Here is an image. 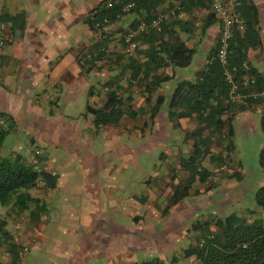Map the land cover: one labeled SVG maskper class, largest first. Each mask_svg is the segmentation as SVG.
<instances>
[{
  "label": "crops",
  "instance_id": "1",
  "mask_svg": "<svg viewBox=\"0 0 264 264\" xmlns=\"http://www.w3.org/2000/svg\"><path fill=\"white\" fill-rule=\"evenodd\" d=\"M103 1L21 0L11 4L3 1L0 4L1 13L13 15L23 11L26 20L25 28L21 32H13L11 24L7 23L8 38L0 55V112L9 113L13 117L14 132L24 130L27 139L25 147L28 149L33 147L28 160L37 161L35 151L38 150L42 168L48 173L50 171L56 173L53 187H39L37 194H32L44 205L40 218L30 220L27 213L16 217L10 216L6 227L8 231H13V240L18 245L33 239L31 246L37 245L34 249L43 254L53 251L54 255L59 251V257L64 260V264H89L90 260L100 258L110 264H142L153 259H159L163 264H180L178 257L172 256L171 260H168L165 255L167 248L179 239L174 236L179 232L175 233V229L169 228L168 233L164 234L169 235L171 240L168 241V237L163 236V238L161 235L159 238L147 219L151 216L154 219L170 216L171 212L178 211V206L184 202L181 200L165 212L174 183L189 176V170L183 160L193 155L196 150L194 145L199 136L192 133L199 124L195 116L181 117L169 114L168 104L178 83L196 78L198 67L206 61L210 47L217 41L220 22L218 20L206 26V14L211 12L210 2L204 0L205 4L201 5V0H189L188 11H182L175 16L178 22L174 27L179 29L181 38L188 40L189 45L195 47V52L199 51L201 57L195 67L177 68L175 78L155 87L146 88L143 81L138 86H128L126 79L131 72L128 65L131 61L132 65L134 62L145 61L148 42L140 37L138 50L128 57L123 52L121 37L144 18L145 12L131 11L109 25L104 32L92 33L85 18ZM176 2L180 3L179 0H163L161 7L156 11L160 8L172 7ZM253 2L258 8L259 24L262 27L264 0H253ZM226 3L233 12V1ZM169 18L171 21L174 16ZM259 36L261 45L255 49L250 48L247 56L253 67L264 72L258 66H264V35L259 32ZM98 42H105L104 54L95 61V65L85 63L83 66L84 61L90 60L91 49ZM114 89L121 98L124 114L115 124L96 126L90 109L103 106L109 97V92ZM159 101L161 104L158 110H155ZM250 110L263 113L261 106H255L252 109L236 110L233 119L242 118L245 114V116L250 115L247 114L252 112ZM80 122L83 123L82 127L78 126ZM171 125H179L183 128L185 135L183 139L175 137L177 140L182 139L186 147H165L160 151L158 157L164 166L155 172L154 180L151 173L146 172L143 181L145 190L141 192V197L135 190L129 192L125 190L127 186L125 181L128 179L122 174L126 166H138L136 158L133 157V161L129 163L127 161L116 163L110 160L96 163L90 154L91 142L85 140L86 133H94L100 129L105 130L104 134L108 138L117 137L119 141L122 134H130L134 131L138 137L149 140L150 148L153 149L155 139L162 142L159 139L167 136ZM202 134H207V130H203ZM119 141L118 145L113 147L120 155L119 159L126 160L127 153L136 154L137 150L133 151L127 146H122L123 143ZM48 145L55 148L64 146L68 154L72 153L70 149L75 148L74 151L82 155L83 160L80 163L84 172L83 194L75 192L72 198L85 201L93 207V211L88 214L87 222L83 223L80 232L77 231V235L82 239H92V242L79 246L67 243L64 247L58 248H56L57 244L46 245L49 238V235L44 233L45 223L49 221L46 211L47 202L55 203L53 197L59 199L63 197L62 200L66 198L64 194L61 196L62 179L55 164L56 159L48 157V152H45L44 146ZM209 149V151L219 150L214 144H210ZM210 154L211 152H206L204 156L198 154L195 158L200 161L204 159L213 166L210 162ZM62 161L67 164L68 158ZM227 161H230V154ZM225 166L227 167V164ZM152 168L154 169L155 165L152 164ZM149 170L150 168L146 167V171ZM116 171L119 172L117 177L113 174ZM198 183V179L193 182L197 185L196 192L201 191ZM139 206L145 208L143 214H138ZM116 210L122 217L130 218V223L118 222L113 215ZM69 212H66L65 216ZM173 215L176 218L182 217L181 213L177 212ZM86 234L89 236H85ZM180 236L194 238L195 233L187 228L180 232ZM156 238H159L160 244L155 243ZM186 247L181 244L183 251ZM4 248H1L0 255L3 261L8 263L10 257ZM151 248L155 250L156 256L149 259L146 251L147 249L151 251ZM139 250L142 251L141 258L137 255ZM192 261V264H196L195 260ZM47 263L62 264L53 261L52 258L48 259Z\"/></svg>",
  "mask_w": 264,
  "mask_h": 264
},
{
  "label": "trees",
  "instance_id": "2",
  "mask_svg": "<svg viewBox=\"0 0 264 264\" xmlns=\"http://www.w3.org/2000/svg\"><path fill=\"white\" fill-rule=\"evenodd\" d=\"M109 1L112 5L108 7ZM125 1L127 0H104L97 8L92 9L85 18L90 31L104 32L109 25L117 21L116 13ZM179 1L180 8L175 11L174 19L171 21L170 18L167 19L160 32L149 30L140 34L139 38L143 37L148 42L145 49L147 58L141 63L133 61L134 65L132 61L130 62L128 67L131 72L126 79L128 86H138L142 81L145 82L146 88L158 86L164 81L175 78L177 68L190 65L196 49L189 45L188 40L181 38L179 29L174 27V24L178 22L175 16L182 11H188L189 0ZM223 1L226 3L230 0ZM232 1L235 25L230 39L227 63L222 65L217 59L218 36L217 41L210 47L206 61L198 67L196 78L178 83L170 97L169 114L181 117L195 116L199 125L192 135H198L199 138L194 145L196 147L194 154L183 160L189 170V176L183 180L178 179L174 183L165 212L170 206L189 195L195 180L208 182L211 176L213 177L215 169L202 167L195 155L204 156L206 152H211L210 162L213 163V167L225 168L233 147L232 119L236 110L261 106L263 109L261 126L264 131V95H259V92L264 90V72L253 67L247 56L250 48L255 49L261 45L259 11L253 0ZM200 2L201 5L205 4L204 0ZM162 3L163 0H135L131 11H144L143 20L148 21L158 12L156 10ZM168 8L170 7L160 8L159 11H165ZM0 14L3 20L11 24L13 32L24 30L26 20L23 11L13 15L1 12ZM104 17H107V22H103ZM218 20L212 11L206 14V26ZM121 41L123 43V37ZM105 47V42L95 43L91 49L90 60L84 61L82 65L85 66V63L95 65V61L104 54ZM123 52L125 53L124 50ZM225 69L232 74L233 80L238 85V91L247 94L245 103L235 105L225 102L230 87L223 74ZM158 71L160 73H157ZM121 104V98L116 93V89L111 90L103 106L91 107L94 124L100 126L117 123L124 114ZM160 104L161 101L157 103L155 110H158ZM14 127L13 117L9 113L0 112V148ZM203 130H207V134L203 135ZM210 144H214L219 150L209 151ZM39 156L37 155V161H31L20 153H14L11 156L0 155V206L4 210V213L0 211V250L2 247H7V250L6 248L4 250L10 257L9 263H15L20 257L19 250L22 245H18L12 239L6 227L8 217L27 213L30 220H38L44 205L30 191L39 187H53L55 184V175L46 172L44 168L40 170L35 168L36 164H41ZM259 166L264 171V145L259 152ZM41 180H44V185H41ZM255 199L256 205L264 208V186L256 190ZM192 229L198 232L195 234L194 242L184 249V255L193 258L197 264H264V222L262 220H245L236 214H230L225 218H208L203 222L194 223ZM209 235H211L210 238ZM202 237L206 238L205 243L199 245L198 241ZM0 264H3L1 259ZM142 264L163 263L159 259H153L144 261Z\"/></svg>",
  "mask_w": 264,
  "mask_h": 264
},
{
  "label": "rangeland",
  "instance_id": "3",
  "mask_svg": "<svg viewBox=\"0 0 264 264\" xmlns=\"http://www.w3.org/2000/svg\"><path fill=\"white\" fill-rule=\"evenodd\" d=\"M3 1L11 4L12 2H19L21 0H0V4ZM259 32L264 35V26L260 27ZM199 57H201L199 51L195 52L190 65L186 67V69H193L196 62L199 61ZM254 64L256 65V61H254ZM258 66L262 71L264 70V66ZM172 83L175 82L172 81ZM250 111L252 112L247 113L250 115L245 116V114L242 118H235L232 120L234 132L232 136L233 147L230 152V161L226 163L227 167L225 166L224 169L216 167L214 170V167L210 166L206 160L202 159L200 161L202 167L212 169L215 172L210 181L198 183L201 191L196 192V184L191 186V193L183 199V203H180L178 211H174L175 213H181L182 217H174L173 211L171 215L167 217L160 216L155 219L152 216L148 217L147 222L152 225L155 234H157L159 238L160 235L161 237L166 236L168 237L167 240L170 241L171 237L164 234L168 233L169 228L175 229V233L179 232L174 235L179 239H176L171 247L167 248L165 255L168 260H171L172 256H176L180 264L193 263V258L185 257L181 244L188 246L194 241V238L188 236L187 238L181 237L180 232L190 228L196 234L198 230L194 231L191 228L194 223L203 222L208 218H225L230 214H236L245 220L259 219L264 222V208L258 207L255 199L256 190L264 186V171L259 166V152L264 145V131L261 126L262 114L255 113L253 110ZM78 126L82 127L83 123H78ZM181 126H183V124H181ZM104 131V129H100L96 130L94 133L88 132L85 134V140L91 142L90 154L94 157L91 159L96 163L106 160L116 163H124L127 161L129 163L131 160L133 161V157L136 158L138 166L134 167L128 165L124 168L122 174H125V178L128 179L125 181V183L127 182L125 190L128 192L130 190H135L140 197L142 196L141 192L145 190V183L143 181L146 172H149V174L151 173L152 179L154 180L155 172L164 166L158 157L160 151L165 147H186V144L184 145L182 143V139L185 136L184 131L179 125H171L169 133L167 132V136L159 139L162 142H158L155 139L153 149L150 148L149 140L138 137L137 133L134 131L130 134H122L120 141L117 137L109 136L108 138L105 136ZM24 135V130H20L16 133L12 129L0 148V155L11 156L17 151L28 159L33 147H29V149L25 147L27 139ZM175 136L182 139L178 138L177 140ZM118 141L123 143L122 146H127V148L133 151L137 150L136 154L127 153L125 157L126 160L119 159L118 157L120 155L113 149L115 145H118ZM31 145L32 144H29V146ZM44 147L45 152H48L47 156L50 158L55 157L56 159L55 164L62 179L61 196L62 194L66 196L65 200H62L63 197H60V199L59 197H53L55 203L47 202L48 206L46 207V211L48 212L49 221L45 223L46 228L44 233L48 234L49 238L46 241V245L51 246L57 244L56 248H58L64 247L67 243L79 246L83 243L92 242V239H82L80 235H77V231H81L82 225L87 222L89 217L88 214L93 211V207L85 201L72 198L75 196V192L83 194L82 185L84 187V172L80 163L83 160L82 155H78L74 151L75 148L70 149L72 153L68 154V150L64 146H57L55 148L52 145H48ZM42 150L43 148L41 147V151ZM65 158H68L67 164H64L62 161V159ZM152 164L155 165L154 169H151ZM146 167L150 168V170L146 171ZM113 174L117 177L119 172L116 171ZM86 187L87 185L85 184V188ZM30 192L32 194H37V188ZM144 210L145 208L143 206H139L138 211H136L138 214H143ZM0 211L4 213L3 209ZM68 211H70L69 214L65 216ZM110 213L113 214V212ZM113 215L118 222L130 223L131 221L128 217H122L117 210ZM9 233L13 239V231L11 230ZM85 236L89 235L86 234ZM159 238H156L157 240H155V243L160 244ZM99 242L101 243L100 240ZM37 243H39V240H37ZM36 246H30L28 248L29 250L26 251L23 256L19 257L15 263L4 262L2 257L0 259L3 264H48L47 261L50 258L57 263H65L64 260L59 257V251V254L56 252V255H54L55 253L53 251L47 252L48 254H43V252L34 249ZM5 248L7 250L6 246ZM150 250L151 251L147 249L146 251L149 259L156 256L155 250L152 248ZM0 253H2L1 250ZM137 255L141 258L142 251L139 250ZM89 264L110 263H106L104 259L100 258L99 260H90Z\"/></svg>",
  "mask_w": 264,
  "mask_h": 264
},
{
  "label": "built area",
  "instance_id": "4",
  "mask_svg": "<svg viewBox=\"0 0 264 264\" xmlns=\"http://www.w3.org/2000/svg\"><path fill=\"white\" fill-rule=\"evenodd\" d=\"M112 2H107V6H111ZM135 5V0H127L125 1L119 11L116 13V18L120 19L123 15L129 13ZM211 11L218 17L220 20V31L218 38V47H217V59L222 64L225 65L227 63V56L229 50L230 39L233 34V27L235 25V19L231 9L228 7L227 3L223 0H210ZM180 8V3L176 2L172 7L168 8L165 11L156 12L148 21L140 20L138 21L132 28H130L123 35V50L126 55H132L139 45V36L144 32H148L149 30H154L155 32H160L163 23L166 22L169 17L173 16L175 11ZM107 17L103 18V22H107ZM98 25V23L96 24ZM8 38V24L5 20L1 18L0 14V55L3 48L6 45V41ZM225 79L229 82L230 87L228 91V96L225 99L226 103H233L235 105H240L245 103L247 94L240 93L238 91V85L233 80L232 74L228 72L227 69L223 72ZM252 81V80H251ZM259 95H264V90L259 92ZM39 151L36 150L35 154L39 155ZM37 170L42 168L41 164L35 166ZM51 175H55V171H50ZM41 185H44V180L40 181ZM209 238L211 235L208 236ZM206 238L202 237L199 241V245H203L205 243ZM33 239L26 240L22 244V248L19 250V256H23L24 253L31 246ZM197 264V263H196Z\"/></svg>",
  "mask_w": 264,
  "mask_h": 264
}]
</instances>
